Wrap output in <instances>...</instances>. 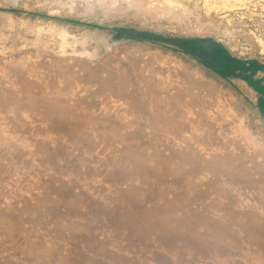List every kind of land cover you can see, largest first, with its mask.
Returning <instances> with one entry per match:
<instances>
[{"label": "rangeland", "instance_id": "374dc122", "mask_svg": "<svg viewBox=\"0 0 264 264\" xmlns=\"http://www.w3.org/2000/svg\"><path fill=\"white\" fill-rule=\"evenodd\" d=\"M0 264H264V0H0Z\"/></svg>", "mask_w": 264, "mask_h": 264}, {"label": "bare ground", "instance_id": "6f19581e", "mask_svg": "<svg viewBox=\"0 0 264 264\" xmlns=\"http://www.w3.org/2000/svg\"><path fill=\"white\" fill-rule=\"evenodd\" d=\"M66 35V34H65ZM65 35H62V36H65ZM63 40H65L64 38H63ZM58 108V105L57 104H54V106H53V108L52 109H57ZM57 111V110H56ZM48 114V113H47ZM129 157H131V156H129ZM134 157V156H133ZM155 157V156H154ZM149 159V158H148ZM134 160V159H133ZM136 160H138L137 158H136ZM142 160V159H141ZM162 163V162H161ZM151 165V164H150ZM249 169V168H248ZM218 169H215L214 171H217ZM177 171V170H176ZM180 173V172H179ZM247 174H248V172H247ZM134 192V191H133ZM200 207V206H199ZM197 208V207H196ZM190 213V212H189ZM192 214V213H191ZM172 215V214H171ZM174 216H176V214L174 215ZM167 218V217H166ZM167 220H170L171 221V219L170 218H168ZM166 220V221H167ZM173 221V220H172ZM168 222V221H167ZM133 224V223H132ZM170 225V224H169ZM196 227V226H195ZM176 228V227H175ZM192 229V228H191ZM207 230V229H206ZM210 230V229H209ZM139 231V230H138ZM196 231V230H195ZM140 232V231H139ZM211 233V232H210ZM206 234H207V232H206ZM259 234V233H258ZM204 240V239H203Z\"/></svg>", "mask_w": 264, "mask_h": 264}]
</instances>
